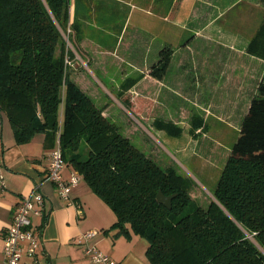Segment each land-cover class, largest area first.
Instances as JSON below:
<instances>
[{"label":"trees","instance_id":"16d2710c","mask_svg":"<svg viewBox=\"0 0 264 264\" xmlns=\"http://www.w3.org/2000/svg\"><path fill=\"white\" fill-rule=\"evenodd\" d=\"M68 29L75 48L81 38L70 0H0V113L16 144L40 133L49 146L58 142L71 171L115 214L113 227L146 241L148 264H264V80L213 199L202 203L191 196L189 178L172 166L162 169L137 149L70 79L66 58L75 55L63 37ZM245 51L264 60V18ZM172 54L168 47L159 51L150 77L164 78ZM137 81L126 79L117 94L136 116L152 105L142 96L131 100L128 91ZM152 125L170 137L182 134L171 121ZM159 191L175 195L170 209L157 202Z\"/></svg>","mask_w":264,"mask_h":264},{"label":"rangeland","instance_id":"374dc122","mask_svg":"<svg viewBox=\"0 0 264 264\" xmlns=\"http://www.w3.org/2000/svg\"><path fill=\"white\" fill-rule=\"evenodd\" d=\"M181 1L112 0L108 5L107 1L99 0L93 3L94 10L84 15L95 26V23L101 25L110 21H122L130 8L134 7L131 10L132 21L125 41L128 36H132L133 27L137 23H152V37L139 49L140 62L152 65L157 61L159 51L168 47L173 51L168 67V81L179 79L185 69H198V72H192L183 79L189 83L188 92H196L197 104L193 100H183L185 97L180 98L169 88H161L162 96L169 97L166 102L168 107L165 109L159 103L162 108L158 105L155 112L158 116L169 119L177 117L181 106L185 105L187 108L191 107L190 111L202 120L205 115H209L204 108L198 106L210 104L209 129L205 135L202 134L192 141L186 133L179 139H174L177 144L174 147L123 103H118L119 106L114 100L116 82L119 83L124 75H136H131L135 71L129 67L128 62L124 60L123 63L121 56L115 59L114 64L107 66L109 74L107 79H103L95 72V66L88 58H81L83 61L80 59L81 54L79 56L78 49L77 52L75 50L77 45L74 48L67 43L68 50L75 55L69 75L74 77V70H78L75 64L80 63L79 69L83 76L98 90L102 100L111 104V112L116 117L114 124L119 132L162 169L172 166L189 178L194 184L191 196L207 203L213 199L212 193L238 138L241 121L251 100L257 95L258 84L264 80V62L260 63L244 52L245 45L247 46L264 18V1L197 0V6L190 9L188 16H183L185 22L179 24L176 22V14ZM195 1L187 0V5L191 2L195 4ZM89 34L94 38L96 31L90 28ZM125 41L117 48L119 54L124 50ZM140 41L145 39L140 38ZM96 77L108 91L97 84ZM158 89L160 87H157V91ZM162 99L164 98L161 97L160 100ZM125 131L130 132V135L127 136ZM189 140L191 143L185 148ZM141 242L147 245L144 239Z\"/></svg>","mask_w":264,"mask_h":264},{"label":"crops","instance_id":"0c3cea01","mask_svg":"<svg viewBox=\"0 0 264 264\" xmlns=\"http://www.w3.org/2000/svg\"><path fill=\"white\" fill-rule=\"evenodd\" d=\"M95 1L97 3L99 0H79L78 2L70 0V18L71 21L76 23L80 31L81 39L77 43L79 56L81 54L80 59L88 58L95 66V72L103 79H107L106 76L109 74L106 70L107 66L114 64L117 57L121 56L123 63H125L124 60L128 62L129 67H132L133 71H135L131 75H136H124L119 83L116 82L117 85L114 88L116 99L114 100L117 104H120L117 94L126 79H137V83L128 91L131 100L136 96L152 100L151 108L144 110L138 117L151 129L158 132L167 143L177 147L174 139H179L186 133L193 139L192 141L202 134L205 135L209 129L210 104L204 107L198 106V108H204L209 115L208 117L205 115L202 120L190 111L191 107L187 108L185 105L181 106V112H179L177 117L169 119H164L155 112L159 103L162 104L161 106H165V109L168 107L166 102L169 97L165 98V95L162 96L163 91L161 88H169L171 92H175L180 98L183 99L185 97L183 100L187 102L193 100L197 104L196 92L192 93L190 91L191 94H189L187 87L189 83L183 79L192 72H198V69L183 70L179 75V79L173 82L167 80L169 69H167L166 75L161 81L150 77L149 68L151 65H147L149 63L145 65L144 62L141 63L138 55L141 45H145L146 40L152 37L151 32L154 27L152 23L147 25L137 23L133 27L132 36H128L129 38L125 41V36L132 21L131 10H134V7L130 8L122 21H110L101 25L95 23V26H92V23L88 21V17L86 18L84 14H90L94 10L95 5L93 3ZM105 1L109 5L112 0ZM195 2V4L191 2L187 5V0L181 1L176 14L177 23L183 24L185 22L183 16H188L190 9H194L197 6L198 1L196 0ZM147 13H150V11H147ZM109 18L111 17L109 16ZM153 25H155L154 22ZM90 28L96 31L94 38L89 34ZM140 38L145 39V41H142L143 44ZM124 41V50L119 54L117 48L119 49ZM245 50L246 45L244 48L246 53ZM251 58L257 59L260 63L264 62L252 56ZM75 67L78 68V70H74L77 73H74V77L69 75L70 79L99 108L103 109L105 117L115 123L114 118L116 117L111 112V104L103 101L98 90L94 88L88 78L83 76L80 72V63L76 62ZM95 81L105 91L107 90L97 77ZM157 87H160L158 91ZM161 97L164 99L160 100ZM155 119L174 122L182 129L181 136L170 137L165 132L156 130L152 125ZM194 126L199 127L194 129ZM125 134L128 136L130 132L125 131ZM189 143H191L190 140L184 147L186 148ZM197 145H199V142ZM54 146V144L49 146L46 141V135L42 133L36 134L27 143L16 144L10 123L0 113V157L3 163L2 173L6 186L4 191H0V262L3 260V237L11 223L12 214L21 198L31 194L34 187L38 186L44 197L43 216L32 217V223L41 237V264H92L84 254L86 244L95 246L118 264H148L145 257L147 245L141 242L142 238L140 239L134 234L127 236L120 233L119 228L113 227L116 222L115 214L90 190L82 179L70 192L72 204L58 197L53 183L45 180V173L49 167ZM71 170V166L66 163L63 176L67 178ZM89 231H96L97 233L86 243L83 235ZM19 264L32 263L28 258H23Z\"/></svg>","mask_w":264,"mask_h":264},{"label":"built area","instance_id":"2783aa9c","mask_svg":"<svg viewBox=\"0 0 264 264\" xmlns=\"http://www.w3.org/2000/svg\"><path fill=\"white\" fill-rule=\"evenodd\" d=\"M69 33L68 29L67 34H63L66 44H70ZM66 64L71 67L72 60L66 58ZM2 167L3 163L0 157V191H4L6 187ZM65 167L66 163L57 142L51 152V161L45 173V180L53 183L60 199L72 204L70 192L80 182L81 176L75 171H70L69 176L65 178L63 176ZM43 205L44 197L38 186L34 187L31 194L21 198L12 214L11 223L4 233L3 260L0 264H19L23 258H28L32 264H41V237L33 226L32 217L43 216ZM96 233V231L85 233L83 238L86 243ZM84 254L92 264H118L93 245L86 244Z\"/></svg>","mask_w":264,"mask_h":264},{"label":"water","instance_id":"95a60500","mask_svg":"<svg viewBox=\"0 0 264 264\" xmlns=\"http://www.w3.org/2000/svg\"><path fill=\"white\" fill-rule=\"evenodd\" d=\"M175 197V195L171 196H164L162 192H158L156 195V200L159 204L163 205L164 207L170 209L171 208V202L172 199Z\"/></svg>","mask_w":264,"mask_h":264}]
</instances>
